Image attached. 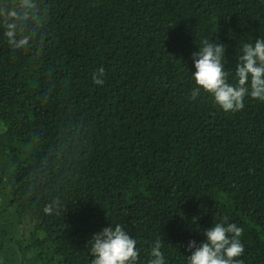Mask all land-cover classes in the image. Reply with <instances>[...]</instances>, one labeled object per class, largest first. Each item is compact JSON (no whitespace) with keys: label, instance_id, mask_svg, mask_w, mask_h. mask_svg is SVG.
Instances as JSON below:
<instances>
[{"label":"trees","instance_id":"1","mask_svg":"<svg viewBox=\"0 0 264 264\" xmlns=\"http://www.w3.org/2000/svg\"><path fill=\"white\" fill-rule=\"evenodd\" d=\"M256 38L264 0H0V264H90L109 224L138 264L157 238L186 264L224 217L244 229L236 259L264 264V102L191 99L203 40L234 72Z\"/></svg>","mask_w":264,"mask_h":264},{"label":"clouds","instance_id":"2","mask_svg":"<svg viewBox=\"0 0 264 264\" xmlns=\"http://www.w3.org/2000/svg\"><path fill=\"white\" fill-rule=\"evenodd\" d=\"M10 17L17 13L11 11ZM14 28V25H9ZM7 35L14 36L13 31ZM26 43L19 41L18 46ZM199 51L192 54L195 72L191 75L195 87L191 91V99L196 100L201 94L209 95L214 103L225 113L238 112L244 107L245 97L264 102V39L256 38L254 43H243L241 54L236 60L234 72L226 70V46L222 43H212L205 39L201 42ZM105 69L100 67L92 73V83L102 86L105 83ZM235 83H229V78ZM53 206L43 209L45 214L53 213ZM195 219L192 223H195ZM244 229L235 223H228L224 217L220 222L204 231L205 241L199 245L189 241L187 250L191 253L185 257L186 264H243L236 259L244 253V245L240 237ZM92 257L90 264H138L140 252L137 241L129 235L122 224L101 229L90 240ZM89 243V242H88ZM162 238L153 241L150 248L148 264H166L162 251Z\"/></svg>","mask_w":264,"mask_h":264}]
</instances>
